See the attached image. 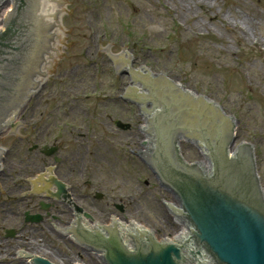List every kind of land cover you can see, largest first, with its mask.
I'll list each match as a JSON object with an SVG mask.
<instances>
[{"label": "rangeland", "instance_id": "374dc122", "mask_svg": "<svg viewBox=\"0 0 264 264\" xmlns=\"http://www.w3.org/2000/svg\"><path fill=\"white\" fill-rule=\"evenodd\" d=\"M62 4L67 11L56 62L18 113V139L0 133V264H25V259L13 263L6 254V244L14 243L22 245L21 253L55 264H96L92 253L48 227L66 223L69 209L63 202L19 196L28 184L22 177L48 166L68 186L74 203L98 222L106 223L113 214L152 229L158 237L179 229L161 210L160 198L172 202L171 193L154 185L129 150L139 148L142 133H137L132 104L114 96L125 86L122 70L113 76L111 62L94 51L96 45L109 43L107 54L124 46L128 66L162 73L232 114L235 142L253 145L264 189V0ZM235 20L242 21L245 35L233 30ZM116 121L130 128H119ZM44 144L58 146V151L52 156L39 152ZM27 210L39 219L24 221ZM11 230L18 240L4 236Z\"/></svg>", "mask_w": 264, "mask_h": 264}, {"label": "water", "instance_id": "95a60500", "mask_svg": "<svg viewBox=\"0 0 264 264\" xmlns=\"http://www.w3.org/2000/svg\"><path fill=\"white\" fill-rule=\"evenodd\" d=\"M64 11L67 9H61L59 0H0L2 136L18 139V120L13 117L39 90L49 63L56 62L63 29L57 19L58 13ZM108 47L109 43L96 45L94 51H102L105 62H111L113 76L122 70L125 86H119V94L114 96L134 102L137 133H142L139 127L146 123L142 128L146 138L142 133V140H137L139 148L129 150L157 188L171 191L177 197L179 206L171 203L167 206L186 221L189 232L168 213L165 199L160 197L162 213H168V219L179 227L169 237L178 243L158 241L151 231L128 225L141 226L138 222L122 220L120 224L113 220V214L106 219L109 222L112 218V225L98 223L96 227H88L95 226V220H88L89 214L84 213L87 218L82 222V209L75 204L72 205L77 212L76 220L65 232L78 243L102 252L106 264H264V192L251 147L241 143L232 150L235 128L232 116L226 115L211 99L180 88L162 73L128 66L124 46L110 54ZM117 125L125 126L120 121ZM142 148L146 150L139 153L140 157L158 179L134 154ZM3 149L0 147L1 155ZM56 150L55 146L44 149L49 155ZM185 159L204 160L200 163ZM48 170L49 166L23 176L22 182L28 184L19 191V196L63 202L69 209L66 223H48L49 228L59 230L62 235V228L72 219L73 212L61 198H68L66 185ZM41 173L43 178L49 177L42 189L47 196L60 200L33 189L31 180ZM51 185L56 186V192L50 190ZM125 234L132 244L124 240ZM68 242L74 243L70 236ZM94 257L96 264H101L98 262L101 255ZM33 263L53 264L39 256L33 258Z\"/></svg>", "mask_w": 264, "mask_h": 264}, {"label": "bare ground", "instance_id": "6f19581e", "mask_svg": "<svg viewBox=\"0 0 264 264\" xmlns=\"http://www.w3.org/2000/svg\"><path fill=\"white\" fill-rule=\"evenodd\" d=\"M59 3H60V6H61V9H64V6H63V4H62V0H59ZM63 14H64V12H61V13H58V19H57V24L62 28V18H63ZM241 23H242V21H232L231 23H230V25L233 27V30H236V31H239L241 34H243V35H245L246 33H244L245 32V28L241 25ZM239 25H241L239 28L240 29H237L238 28V26ZM63 36H64V30L62 29V33H61V38H60V43H59V48H58V52H57V56H58V54L60 53V49H61V45H62V39H63ZM256 43L258 42V40H256L255 41ZM126 53V57H128L129 55H128V53L127 52H125ZM52 64H53V62H50L49 63V65H48V68H47V70H46V73H45V75H44V78H43V80H42V83H41V85L43 84V82L45 81V78H46V76H47V74H48V72H49V68H51V66H52ZM40 85V86H41ZM180 88H183V89H185V90H187V91H189V92H191V93H193V94H195V95H197V96H200V95H198L196 92H194V91H191V90H189V89H186V88H184V87H182V86H179ZM13 120H17V115H16V112H15V115H14V117H13ZM233 120V119H232ZM234 122V121H233ZM236 125V124H235ZM0 167H1V162H0ZM51 174H54V171L52 170V168L51 167H49V170H48ZM113 220H116V218H114L113 217ZM128 221H133V220H128ZM30 244V243H29ZM32 244H34V242L32 243ZM43 255L44 256H46V253L44 252L43 253ZM50 258V257H49ZM60 264H63V263H60ZM73 264H76V261H74L73 262ZM85 264H87V263H85Z\"/></svg>", "mask_w": 264, "mask_h": 264}, {"label": "flooded vegetation", "instance_id": "af4514ba", "mask_svg": "<svg viewBox=\"0 0 264 264\" xmlns=\"http://www.w3.org/2000/svg\"><path fill=\"white\" fill-rule=\"evenodd\" d=\"M39 152H42L41 151V149L39 148ZM1 173V172H0ZM31 184H32V180H31ZM34 184H32V186H33ZM24 221H25V218H24ZM6 234L4 235L5 237H10L11 236V238L12 239H14V240H18V238H16V235H15V232H14V230H11V231H6L5 232ZM24 236V235H23ZM22 238V237H21ZM18 243H14V244H11V245H8V244H6V246L8 247V248H10L7 252H6V254L8 255V256H12L13 258V260H12V262L13 263H19L18 262V260H19V258L18 257H16L17 256V254H19L20 252H21V250H20V248H21V246L22 245H20V244H18ZM24 247H25V245H23ZM86 246V245H85ZM87 248H89L88 246H86ZM90 251V250H89ZM91 252V251H90ZM4 257V256H3Z\"/></svg>", "mask_w": 264, "mask_h": 264}]
</instances>
